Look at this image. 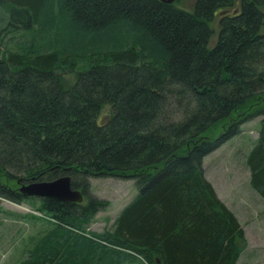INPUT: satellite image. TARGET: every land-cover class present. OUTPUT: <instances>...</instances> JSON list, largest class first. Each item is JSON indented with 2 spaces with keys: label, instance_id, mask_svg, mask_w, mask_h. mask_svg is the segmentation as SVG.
I'll return each instance as SVG.
<instances>
[{
  "label": "trees",
  "instance_id": "1",
  "mask_svg": "<svg viewBox=\"0 0 264 264\" xmlns=\"http://www.w3.org/2000/svg\"><path fill=\"white\" fill-rule=\"evenodd\" d=\"M180 1L0 0V197L67 174L138 189L100 233L101 201L40 197L50 225L14 264H236L244 229L204 159L260 116L264 198V0Z\"/></svg>",
  "mask_w": 264,
  "mask_h": 264
},
{
  "label": "rangeland",
  "instance_id": "2",
  "mask_svg": "<svg viewBox=\"0 0 264 264\" xmlns=\"http://www.w3.org/2000/svg\"><path fill=\"white\" fill-rule=\"evenodd\" d=\"M193 0H181L180 4L191 6ZM218 14L212 25L218 28ZM108 110L105 106L101 114ZM171 111V108H170ZM260 116L240 124V132L224 142L204 159V169L218 196L236 214L244 229L239 241L241 252L236 264H264V198L249 184L250 171L246 155L255 143ZM85 187L76 188L82 194L80 203L95 199L101 201L87 225L88 231L111 230L122 209L137 194L133 179L116 177H88ZM29 197V196H28ZM40 197L15 202L0 197V264H14L21 259L35 238L49 227L51 217L37 210ZM34 215L36 218H33ZM125 264H146L141 259Z\"/></svg>",
  "mask_w": 264,
  "mask_h": 264
},
{
  "label": "water",
  "instance_id": "3",
  "mask_svg": "<svg viewBox=\"0 0 264 264\" xmlns=\"http://www.w3.org/2000/svg\"><path fill=\"white\" fill-rule=\"evenodd\" d=\"M162 1L170 3L174 0ZM18 190L23 196L53 198L68 202H80L82 200L80 190L71 186V177L68 174L58 176L54 179L33 180L22 183Z\"/></svg>",
  "mask_w": 264,
  "mask_h": 264
}]
</instances>
